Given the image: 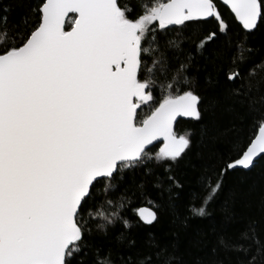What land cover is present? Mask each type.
<instances>
[{"label": "snow or ice", "instance_id": "snow-or-ice-1", "mask_svg": "<svg viewBox=\"0 0 264 264\" xmlns=\"http://www.w3.org/2000/svg\"><path fill=\"white\" fill-rule=\"evenodd\" d=\"M257 34L264 0H0V264H264Z\"/></svg>", "mask_w": 264, "mask_h": 264}, {"label": "trees", "instance_id": "trees-1", "mask_svg": "<svg viewBox=\"0 0 264 264\" xmlns=\"http://www.w3.org/2000/svg\"><path fill=\"white\" fill-rule=\"evenodd\" d=\"M7 2V0H5ZM12 12V18L18 19L20 15V9L15 8ZM227 17V10H223ZM70 23V18H69ZM68 25L66 26V28ZM251 43L256 48V53L254 59L259 61L264 58V34H257L251 41ZM189 126L188 120L182 119L176 125V131L178 133H183L184 130ZM191 163L197 166L199 169L200 165L204 161L198 159L195 154L191 158ZM190 174V179L195 181V173L191 169H188ZM252 183V178L250 175H247L243 172H237L235 174L229 175L225 179V188L224 193L209 206L211 216L205 219H192L187 228H181L178 230L176 235L178 236V243L181 247V250L185 253V259L189 260L192 256L198 254V250L193 246L192 242L196 239L201 238V235L206 234V238L209 240L214 239L213 228H219V226L224 222L225 218V199L229 196L230 193L234 194L236 203L235 210L237 213H241L242 204L245 200L249 198V186ZM194 186V185H193ZM184 201H187V194L184 196ZM242 221L237 223V227L240 226ZM171 226L168 223L162 225L161 230L164 232H169V238H174L171 235Z\"/></svg>", "mask_w": 264, "mask_h": 264}, {"label": "water", "instance_id": "water-1", "mask_svg": "<svg viewBox=\"0 0 264 264\" xmlns=\"http://www.w3.org/2000/svg\"><path fill=\"white\" fill-rule=\"evenodd\" d=\"M70 17H71V14H70ZM67 26V25H66ZM182 119H185V120H187L186 118H180V117H178L177 118V123L180 121V120H182ZM177 123H176V125H177ZM176 125H175V129H176ZM162 143V142H161Z\"/></svg>", "mask_w": 264, "mask_h": 264}]
</instances>
